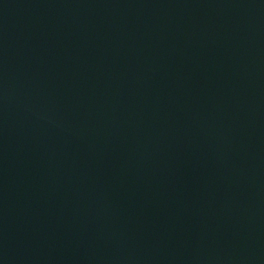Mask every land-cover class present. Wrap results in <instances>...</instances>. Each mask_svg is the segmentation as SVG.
Listing matches in <instances>:
<instances>
[{"label": "water", "instance_id": "95a60500", "mask_svg": "<svg viewBox=\"0 0 264 264\" xmlns=\"http://www.w3.org/2000/svg\"><path fill=\"white\" fill-rule=\"evenodd\" d=\"M0 264H264V0H0Z\"/></svg>", "mask_w": 264, "mask_h": 264}]
</instances>
